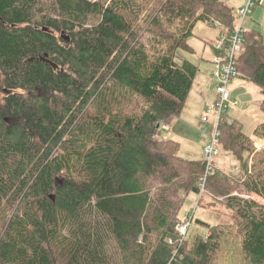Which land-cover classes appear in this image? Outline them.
<instances>
[{
	"label": "trees",
	"instance_id": "16d2710c",
	"mask_svg": "<svg viewBox=\"0 0 264 264\" xmlns=\"http://www.w3.org/2000/svg\"><path fill=\"white\" fill-rule=\"evenodd\" d=\"M45 1L0 0V264H233L231 250L236 264H264V205L231 196L238 181L218 165L205 188L229 195L237 224L198 219L180 235L205 161L182 158L161 131L181 116L199 71L177 54L192 51L199 22L232 34L233 8ZM237 69L264 94L260 32L245 35ZM220 131L219 149L246 168L244 190L264 198V151L253 146L264 124L252 136L237 120Z\"/></svg>",
	"mask_w": 264,
	"mask_h": 264
},
{
	"label": "rangeland",
	"instance_id": "374dc122",
	"mask_svg": "<svg viewBox=\"0 0 264 264\" xmlns=\"http://www.w3.org/2000/svg\"><path fill=\"white\" fill-rule=\"evenodd\" d=\"M222 1L233 8L236 17L241 7L245 4V0ZM42 4L47 6L45 0H42ZM245 23L249 30L260 32L264 38V0L256 5ZM220 30L221 27L218 28L213 21L207 23L199 22L194 29V36L188 42L192 51L180 50L177 54L179 62L188 61L197 66L199 70L185 108L181 116L174 119L172 131L170 134L168 133L174 141L179 143L180 156L186 160L203 159L204 148L209 142V135L212 133V124L203 123L202 117L206 114L207 108L214 104L216 100L214 96H216V89L219 86V81L212 77L214 66L210 63V60L213 58L211 43L219 36ZM228 89L231 92L230 101L238 102V105L234 107L229 103L227 104L226 122L240 121L243 124L244 133L252 136L253 130L258 125L264 124V112L260 109L264 95L248 77L242 74H239L228 85ZM0 98L2 97L0 96ZM205 129L208 130V134H205ZM253 146L255 149L254 154L264 151V139H255ZM251 163L250 159L248 172L251 171ZM216 165L219 166L221 173L238 181L231 182V185L233 184V186L237 187L230 194L231 196L254 200L260 205H264V198L244 190L240 182L244 179L246 168L233 153L223 149L220 150ZM201 191L200 189V194L190 193L185 198L179 211L181 219H191L188 235L196 228V220L198 219L211 225L237 224L235 210L231 209L227 203L229 195L220 196L213 190H207L206 188L201 195ZM199 229L204 230L202 228ZM235 241V239L231 240L222 252L225 254L226 250L235 244ZM232 251L226 254H235L231 260L233 264H236V253Z\"/></svg>",
	"mask_w": 264,
	"mask_h": 264
},
{
	"label": "built area",
	"instance_id": "2783aa9c",
	"mask_svg": "<svg viewBox=\"0 0 264 264\" xmlns=\"http://www.w3.org/2000/svg\"><path fill=\"white\" fill-rule=\"evenodd\" d=\"M262 0H245V4L239 10L236 27L232 34L227 35L224 31L219 35L214 46L215 55L212 59L214 66L212 77L219 81L216 89V100L214 104L207 108L206 114L202 117L203 123L212 124V133L209 135V142L204 148L203 160L205 161V173L200 182L201 192H204L208 177L213 176L216 169L217 158L220 155L219 142L221 137L220 126L226 121V106L231 104L234 107L238 102H231V92L228 85L235 80L238 75L237 58L245 50V35L249 31L246 26V19L252 14L253 9ZM218 27L221 25L215 22ZM168 125H161V129H168ZM205 134L208 130L205 129ZM191 226V219L179 225L178 232L185 237Z\"/></svg>",
	"mask_w": 264,
	"mask_h": 264
},
{
	"label": "crops",
	"instance_id": "0c3cea01",
	"mask_svg": "<svg viewBox=\"0 0 264 264\" xmlns=\"http://www.w3.org/2000/svg\"><path fill=\"white\" fill-rule=\"evenodd\" d=\"M222 33V29L220 30V34ZM219 34V35H220ZM219 37V36H218ZM218 37L211 43V45H212V55H213V57H214V55H215V50H214V46H215V44H216V41H217V39H218ZM213 59V58H212ZM212 59L210 60V63L212 62ZM212 64V63H211ZM263 94V93H262ZM264 95V94H263ZM214 98H216V96H214ZM172 124H174V121H173V123ZM172 124L171 125H168L167 127H168V129H166V130H161L162 131V137L164 138V139H169V140H173L174 141V139H172L171 137H170V133H171V131H172ZM166 131H167V133H166ZM169 133V134H168Z\"/></svg>",
	"mask_w": 264,
	"mask_h": 264
},
{
	"label": "water",
	"instance_id": "95a60500",
	"mask_svg": "<svg viewBox=\"0 0 264 264\" xmlns=\"http://www.w3.org/2000/svg\"><path fill=\"white\" fill-rule=\"evenodd\" d=\"M41 60L43 61H46V62H48L49 64H52L55 68H58V66L56 65V64H53L51 61H49V60H45V58L44 57H42L41 58Z\"/></svg>",
	"mask_w": 264,
	"mask_h": 264
},
{
	"label": "bare ground",
	"instance_id": "6f19581e",
	"mask_svg": "<svg viewBox=\"0 0 264 264\" xmlns=\"http://www.w3.org/2000/svg\"><path fill=\"white\" fill-rule=\"evenodd\" d=\"M218 27V26H217ZM219 28V27H218Z\"/></svg>",
	"mask_w": 264,
	"mask_h": 264
}]
</instances>
